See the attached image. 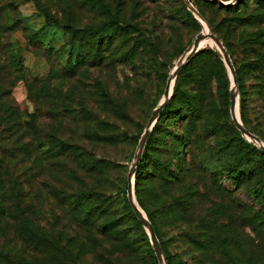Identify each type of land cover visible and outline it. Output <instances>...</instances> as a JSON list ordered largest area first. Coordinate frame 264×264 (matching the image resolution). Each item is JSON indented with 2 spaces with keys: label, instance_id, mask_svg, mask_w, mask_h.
I'll use <instances>...</instances> for the list:
<instances>
[{
  "label": "rangeland",
  "instance_id": "obj_1",
  "mask_svg": "<svg viewBox=\"0 0 264 264\" xmlns=\"http://www.w3.org/2000/svg\"><path fill=\"white\" fill-rule=\"evenodd\" d=\"M188 1L200 16V22L194 17L197 27L184 17L182 4L191 12L186 0H0V81L11 90L23 121L34 115L41 133L40 137L35 133L29 135L35 151L26 153L16 149L14 155L18 158L37 156L40 160L39 165L33 166L32 185L28 188L34 203L32 227L40 230L50 243L58 240L56 247L61 254L44 253L45 264H159L155 254V261L145 263L142 236H137L135 251L130 255L117 245H111L96 229L84 227L71 212L70 215L66 212L62 202L54 201L51 192L60 190L51 186V180L56 177H49L44 167L48 158H52L50 154L56 151H50L44 143L56 132L59 139L79 144L105 160L106 166L100 174L85 175L80 170L78 175L84 181L81 187L94 188L110 201L106 210L121 215L116 193H120V187L125 184L127 197L129 179L137 201L135 172L138 165L133 176L128 174L139 141L163 98L167 78L191 40L202 34L206 25L211 32V27L225 32L229 41L228 45L226 43L229 48H225L237 64H245L250 58L264 54V0ZM116 19L118 27L110 25ZM236 20H242L238 28ZM104 23L115 33L111 41L104 40L98 53L102 52L101 57L88 58L91 51L83 46L81 65L73 74L68 72V61L69 58L74 61L78 42L73 40L65 24L83 33L89 25L99 27ZM229 27L231 29L227 30ZM34 33L39 34L38 40L33 38ZM241 34L246 40H240ZM248 40L254 44H249ZM205 47L220 56L225 68L227 102L218 96L215 75L211 73L206 79L201 78L193 72L199 63L194 64V69L187 66L182 73V88L186 94L179 100H170V97L165 104L176 108L171 110L175 117L167 115L160 121L154 142L148 150L143 147L139 161L145 159L144 179L140 188L147 189L145 198L151 208L154 205L149 191L163 181L157 178L162 174L157 164H170V172L173 170L178 175V178L170 177L174 183L168 190L175 196H185L182 202H187L184 211L190 220L187 230L195 236L196 242H208L204 249L199 244L173 243L170 238L174 231L162 221L164 244L174 256L183 254L186 264H264V205L248 193V189L258 187L259 181L264 179V157L250 147L259 148L253 140L240 131L239 134L234 132L229 111V71L216 46ZM15 55L21 58V73L14 67ZM205 56L200 63H214V56ZM216 70L218 64L213 72ZM203 80L205 84L200 86L206 87L202 92V97L207 94L205 107L199 115L191 116L187 104L199 93L195 86ZM44 84L51 88L52 94L43 90ZM99 84L108 94L105 99L100 94ZM256 85L257 105L263 110L260 113L258 109L256 113L249 110L248 118L264 135V77L256 80ZM237 95L239 112L238 86ZM94 132L95 137L90 138V133ZM11 138L0 125V149ZM18 139L22 142L26 137ZM179 161L181 165L177 166ZM234 161H247L250 172L238 179L230 177L225 168ZM72 184L74 189L78 187L76 182ZM16 226L15 222L0 223V264H25L37 255ZM148 241L152 248L149 235ZM68 252L72 256L79 252L80 257L72 262L65 254ZM40 254H43L41 250ZM165 261L167 264L166 258Z\"/></svg>",
  "mask_w": 264,
  "mask_h": 264
},
{
  "label": "trees",
  "instance_id": "obj_2",
  "mask_svg": "<svg viewBox=\"0 0 264 264\" xmlns=\"http://www.w3.org/2000/svg\"><path fill=\"white\" fill-rule=\"evenodd\" d=\"M241 1L243 0H238L236 3ZM99 3L103 4L101 1H99ZM182 8L185 19L190 21V24L196 27L199 26L192 13L185 9V5L182 4ZM240 21L242 20H236V25L234 23L233 25L238 28L241 23ZM118 23L119 20L116 19L112 20L110 25L116 24L117 26ZM110 25L108 23L101 24L99 27L89 25L82 33L78 28L71 27L70 24H65V26L69 28L68 30L73 40L78 42L77 51L74 55V61L70 58L68 61V72H72L73 74L77 67L81 65L83 46H86V49L91 51L87 54L88 58L94 60L97 57H101L102 52H100V54L98 53L104 40L108 39L109 42L114 37L115 30H112ZM117 27L116 29H118ZM230 29L231 27L227 30ZM211 30L223 42L225 47L229 44V41L226 40V34L224 31L222 32V30H216L213 27H211ZM233 30L235 29L233 28ZM32 36L35 40L39 39V34L37 33H34ZM238 37L242 41L246 40L242 34ZM248 43L254 44L251 40H248ZM227 48H229V46H227ZM209 54L214 56L212 57V62L214 63H200V61H202L201 59L206 57L205 55ZM230 58L235 68L237 86L239 90V114L241 122L247 130L257 135L261 140H264L263 130L257 129L251 125L248 118L249 110L253 109L254 113H256L257 109L259 110L258 113L263 110L262 107L257 105L258 98L256 80L264 77V54H262L259 58H250L247 62H245V64H237L231 53ZM195 63H199V65L193 72L196 75H199V77L206 79L211 75V73L212 75H215L214 78L217 82L216 90L218 96L221 100L227 102L228 81L225 76V68L222 65L220 56L206 47L196 52L188 63L179 70L174 81L173 92L170 100H179L186 94V91L182 88V73L187 66L191 65V68L194 69L196 67H194ZM13 64L20 73L23 71V65L19 55H15L13 57ZM217 64L218 70L213 72V68L217 67ZM3 83L0 81V125L2 126V129L7 130L13 138L7 139L6 141L8 143L4 144L2 149H0V223L15 222V224H17V231L21 237L27 240L31 247L34 248L33 252L38 255V251H42L43 254L38 256L34 255L32 260L25 259V264H45L47 260L43 257L44 253H48L49 255V253L53 251L54 253L56 252V255H58L57 252L59 253V248L56 247L58 240L54 243H50V241L46 239L47 237H45L40 230H36L34 226L32 227V223L34 222V203L28 188L32 185L33 166L34 164L39 165L40 160L37 156L31 158V156L27 155L25 157L18 158V156L14 155L16 149H20L26 153L35 151L36 148L33 146V141L29 135L33 136L35 133L37 137H40V132L35 124L36 118L34 115H30L28 117V121H23L21 110L15 103L13 97H11V90H8L7 85L5 87ZM201 84H205V81L203 80L195 86L199 89V93L193 96L192 100H189L187 104V110H189V115L191 116L199 115L202 107H205L204 97H206L207 94L205 93V96L202 97V92L206 87H201ZM98 87L103 98L105 99L108 97L104 87L100 84ZM42 88L45 92L52 94V90L48 85L44 84ZM185 99L187 101V98ZM173 105L177 104L173 103ZM171 106L172 105L167 104L160 112L157 122L147 137L145 144V148L147 150L154 142V136L158 131L159 122L167 115H169L170 118L175 117L171 110L174 111L173 109L176 110V108ZM233 124L234 122L231 120L234 132L239 134V130ZM95 132L93 134L90 133L91 136L89 137H95ZM21 136H23V139L26 137L25 141H19L18 138ZM44 145H48L50 151H56L54 155L53 153L50 154L52 158L50 160L48 158L45 164L46 166L44 167V171L48 173L49 177L52 175L56 177L54 180H51V186L54 190H60L59 193L51 192L54 201L58 204L62 202L63 206L67 208L65 209L66 212L69 215L71 212V215L73 214L80 224L86 228L96 229L110 241L111 245H114L115 247L117 245V248L120 247L124 249L130 255H133L135 251V244L138 239L137 236H142L145 242V248L143 250L145 263H152L155 261V256L149 244L145 228L137 219L134 210L126 197V185L124 184L120 187V193L119 191L116 193V201H118L121 208V215L112 213L110 210H106L110 201H106L100 192L94 188L81 187L82 185L84 186V181H82V177L78 175V172L81 170L85 175L100 174V170L106 166L105 160L97 157L93 152L83 148L79 144L59 139L56 136V132L50 134ZM250 147L256 151L260 157H264L263 149L256 148L255 146ZM71 163L74 166H72ZM144 163L145 159L141 158L135 172V191L137 202L145 211L147 218L154 228L155 234L164 251L167 264H186V261L182 256L183 254H175L174 256V254H172L164 244V241L162 240V235L164 234L162 231V221H165L166 224L174 231L172 238H170L173 243L175 242L177 244L183 242L188 246H197V244H199L198 246L204 249L207 247L208 242L204 240L196 242L195 236L187 230V227L189 229L190 226V220L186 217L184 211V208H187V202H182L185 200V196H175L170 192V190H168L169 186L174 183L171 181L170 177L178 178V175L175 174L173 170L170 172V164H157L160 169H162L161 177L159 176L157 178L163 181L159 182L156 187L149 191L151 193V197L153 198L152 203L154 205L151 208L149 207L148 204L150 202L149 200H146V194L144 192V190L146 191L147 189L143 186L140 188V184L144 179L142 176ZM180 165L181 162L179 161L177 166ZM225 171L230 177L238 179L250 172V169L247 161L242 163H240V161H234L228 164ZM73 182H76L78 185L75 189L73 188ZM64 187H67V189H64ZM68 190L71 191L68 192ZM248 193L257 199L261 205H264V179L259 181L258 187L255 186L248 189ZM61 194L63 195L61 196ZM126 222L129 223L128 226L125 225ZM170 239H168V241H170ZM66 244L68 247L69 241ZM53 247H56V250L53 249ZM65 254L68 255L69 259H72V262L76 261L78 257H80L79 252L73 256L69 252ZM59 255L61 256L60 253Z\"/></svg>",
  "mask_w": 264,
  "mask_h": 264
},
{
  "label": "water",
  "instance_id": "obj_3",
  "mask_svg": "<svg viewBox=\"0 0 264 264\" xmlns=\"http://www.w3.org/2000/svg\"><path fill=\"white\" fill-rule=\"evenodd\" d=\"M221 2V1H220ZM186 4L193 13L194 17L200 22V16L198 15L196 9L193 7V5L186 0ZM209 29V28H208ZM207 41H212L213 45L216 46V48L219 50L222 59L229 71L230 74V81H231V87H230V92H229V101H230V106H229V111L231 118L234 122L235 127L247 138L253 140L259 148L264 149V143L263 141L255 134L251 133L249 130H247L244 125L242 124L240 120V115L238 112V95H237V79H236V74H235V68L232 63V60L223 44V42L215 35L213 32L208 30L207 34L201 35L200 33L196 35L195 38L191 40V42L188 44V46L182 51L181 55L179 56L175 66L173 67L171 74L167 78L165 88L163 91V96L164 98L159 101L157 106L154 109L153 115L150 117L148 120L145 129L143 131V134L141 136V139L139 141L138 145V150H137V155L135 157V161L133 163L132 168L129 171V177L133 176L135 168L138 165L143 147L145 145L146 139L155 125L157 116L160 114L162 108L165 106L167 103L168 99L172 95V87L174 83V79L176 75L178 74L179 70L183 67L185 63L189 61V59L200 49L204 48L206 45L205 43ZM171 81H172V87H171ZM236 108H237V113L236 115ZM127 197L130 202V205L132 209L134 210V213L137 217V219L142 223L143 227L147 231L149 235V240L152 245V249L154 251V254L156 258L158 259L159 264H166L165 257L161 248V245L159 243V240L155 234L154 228L151 224V222L147 219L141 208L139 207L135 196H134V191L132 188L131 180H128V186H127Z\"/></svg>",
  "mask_w": 264,
  "mask_h": 264
},
{
  "label": "bare ground",
  "instance_id": "obj_4",
  "mask_svg": "<svg viewBox=\"0 0 264 264\" xmlns=\"http://www.w3.org/2000/svg\"><path fill=\"white\" fill-rule=\"evenodd\" d=\"M204 25V24H203ZM207 32H208V30H207V27H206V25H204V30H203V32H202V34L201 35H203V34H207ZM205 45H213V43H212V41H207L206 43H205ZM171 87H172V81H171ZM163 98H164V96H163ZM162 98V99H163ZM161 99V100H162ZM236 115H238V113H237V108H236Z\"/></svg>",
  "mask_w": 264,
  "mask_h": 264
}]
</instances>
